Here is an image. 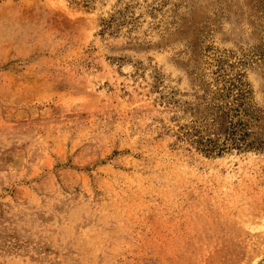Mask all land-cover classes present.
Masks as SVG:
<instances>
[{
    "label": "rangeland",
    "instance_id": "1",
    "mask_svg": "<svg viewBox=\"0 0 264 264\" xmlns=\"http://www.w3.org/2000/svg\"><path fill=\"white\" fill-rule=\"evenodd\" d=\"M238 75L264 143V0H0V264H264V147L178 137Z\"/></svg>",
    "mask_w": 264,
    "mask_h": 264
},
{
    "label": "trees",
    "instance_id": "2",
    "mask_svg": "<svg viewBox=\"0 0 264 264\" xmlns=\"http://www.w3.org/2000/svg\"><path fill=\"white\" fill-rule=\"evenodd\" d=\"M221 87L204 90L206 100L198 110L199 117L186 128H180L178 137L206 155H221L229 150H259L264 143L256 137L263 116L251 104L247 84L238 75L215 79ZM206 93H210L207 94ZM209 97V98H208ZM202 100V102H203Z\"/></svg>",
    "mask_w": 264,
    "mask_h": 264
}]
</instances>
